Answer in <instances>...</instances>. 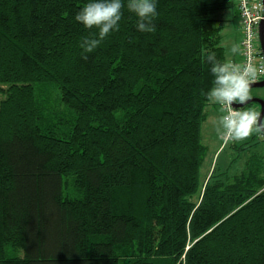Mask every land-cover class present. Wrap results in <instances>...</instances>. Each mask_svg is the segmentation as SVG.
<instances>
[{"label":"trees","instance_id":"trees-1","mask_svg":"<svg viewBox=\"0 0 264 264\" xmlns=\"http://www.w3.org/2000/svg\"><path fill=\"white\" fill-rule=\"evenodd\" d=\"M91 2L0 0V264H264L258 127L201 177L232 0H154L153 32L122 0L85 52Z\"/></svg>","mask_w":264,"mask_h":264},{"label":"clouds","instance_id":"clouds-1","mask_svg":"<svg viewBox=\"0 0 264 264\" xmlns=\"http://www.w3.org/2000/svg\"><path fill=\"white\" fill-rule=\"evenodd\" d=\"M122 7V0H94V2L87 4L77 12L75 19L86 28L91 29L96 26L99 29L98 38L86 37L83 40L81 47L84 48L85 52H92L110 31L118 30ZM127 7L129 11L134 12L139 18L137 22L139 31H155V27L152 24L153 18L157 15L154 0H129ZM232 51L235 52L237 49L234 47ZM207 59L209 62L215 63L214 54L209 55ZM230 69H233L232 65L213 68V72L220 74L217 78V83L222 86L215 90L213 95L226 100L228 103L235 99H239L241 103H244L248 99V80L246 76L251 69H245L243 74H239L238 69H233L232 71ZM257 119L258 116L255 112H244L234 114L232 117H226L225 122L227 129L234 133L236 138H241L251 133ZM260 128H264V123H261Z\"/></svg>","mask_w":264,"mask_h":264},{"label":"rangeland","instance_id":"rangeland-1","mask_svg":"<svg viewBox=\"0 0 264 264\" xmlns=\"http://www.w3.org/2000/svg\"><path fill=\"white\" fill-rule=\"evenodd\" d=\"M213 19L219 21L217 23V26L221 28V35H222L221 45L225 48L226 52L230 54L232 48L238 47V42L240 40V33L238 28L239 27L238 15H237V7L235 4V0H232V3L228 4L226 8L214 13ZM248 96L250 98H259L263 100L264 88L249 90ZM238 110H248L250 112H258L259 106L257 104H252L244 109H238ZM221 128H223L222 107L220 105V100H215L212 103V105H210L206 109V120L201 127L202 142L207 148V156L201 168V177H203V175H208L212 171L214 166L218 169H221L222 171L225 170L231 164V160L234 156L233 154L235 152L239 153L240 149L247 147V145H242L239 149L236 148V151L234 149L230 150L229 148H227L229 145L227 147L223 146L222 148V142L220 144L218 137ZM240 139L236 138L235 140V141L238 140L237 142L238 145L245 144L247 141L245 140L244 143L243 141H239ZM252 143L254 142L249 141L248 144H252ZM243 151L246 150H242L241 152ZM249 152L251 153L252 151ZM253 153H257L259 155L264 156V140L257 145ZM243 158L244 157L240 158L237 162H235V164L230 170L231 173L239 171L243 168Z\"/></svg>","mask_w":264,"mask_h":264},{"label":"built area","instance_id":"built-area-1","mask_svg":"<svg viewBox=\"0 0 264 264\" xmlns=\"http://www.w3.org/2000/svg\"><path fill=\"white\" fill-rule=\"evenodd\" d=\"M235 4L240 21V60L238 62L230 61L228 65H232L233 69H238L239 74H243L245 69H251L246 79L248 84H256L264 80V56L259 42V25L264 20L263 3L261 0H235ZM233 69H230V71ZM220 101L225 110V118L232 117L234 114L250 112L248 110L234 109L222 98ZM255 113L258 119L252 130L258 127L260 110ZM235 140L236 136L227 129L225 122V131L221 138L222 148Z\"/></svg>","mask_w":264,"mask_h":264},{"label":"water","instance_id":"water-1","mask_svg":"<svg viewBox=\"0 0 264 264\" xmlns=\"http://www.w3.org/2000/svg\"><path fill=\"white\" fill-rule=\"evenodd\" d=\"M263 3V11H264V0H261ZM264 16V14H263ZM259 42L260 47L264 56V20L261 21L259 25ZM264 88V80L262 82L256 83V84H248V90L253 89H262ZM231 107L234 109H244L249 105L257 104L260 109L259 114V120H258V128H260V125L262 123L263 117H264V101L259 98H250L246 100L244 103H236L234 100L229 103ZM260 133L264 136V128H260Z\"/></svg>","mask_w":264,"mask_h":264},{"label":"crops","instance_id":"crops-1","mask_svg":"<svg viewBox=\"0 0 264 264\" xmlns=\"http://www.w3.org/2000/svg\"><path fill=\"white\" fill-rule=\"evenodd\" d=\"M239 28V27H238ZM233 49V48H232ZM236 56V51L235 52H233L232 50H231V52H230V54H229V57H235ZM222 129L223 128H221V131H222ZM221 131H220V133H221ZM220 135V134H219Z\"/></svg>","mask_w":264,"mask_h":264}]
</instances>
